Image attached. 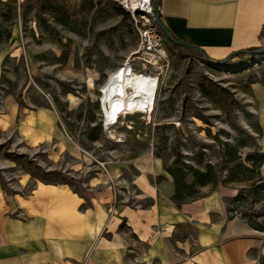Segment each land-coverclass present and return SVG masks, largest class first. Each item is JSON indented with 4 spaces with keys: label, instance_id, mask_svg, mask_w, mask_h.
<instances>
[{
    "label": "rangeland",
    "instance_id": "obj_1",
    "mask_svg": "<svg viewBox=\"0 0 264 264\" xmlns=\"http://www.w3.org/2000/svg\"><path fill=\"white\" fill-rule=\"evenodd\" d=\"M139 29L112 0H0L1 204L13 205L15 196L20 206L19 196L36 195L46 184L52 188L49 196L74 197L78 204L69 206L76 214L94 203L96 212L89 214L103 221L97 238L110 240L106 233L120 207L146 210L152 202L140 198L144 192L161 199L172 187L174 194L169 172H176L186 185L185 204L221 200L229 224L248 226L252 220L264 228V163L253 171L242 168L251 169V160L264 153V45L219 71L203 55L163 37L162 59L152 53L163 71L146 72L157 78L154 107L146 118L121 117L117 142L103 128L100 87L139 50ZM142 53L131 57L133 71H142L147 61ZM87 69L97 73L93 88L86 83ZM197 172L215 176L216 183L196 179ZM125 229L123 223L117 226L113 246L122 245ZM258 233L236 237L254 244L239 264H260L264 232ZM195 235L193 226L180 224L168 242ZM105 245L98 242V250Z\"/></svg>",
    "mask_w": 264,
    "mask_h": 264
},
{
    "label": "crops",
    "instance_id": "obj_2",
    "mask_svg": "<svg viewBox=\"0 0 264 264\" xmlns=\"http://www.w3.org/2000/svg\"><path fill=\"white\" fill-rule=\"evenodd\" d=\"M157 1L160 21L170 35L202 49L214 61L264 45V0ZM44 187L38 188L36 195L19 196L23 201L20 206L15 196L13 205H2L0 200V207L4 206L0 212V264H108L113 260L119 264L130 260L137 264H239L243 251L254 248V244L236 237L244 233L259 235L244 224L228 227L221 200L211 203V197H206L200 203L176 207L170 200L173 191L169 187L161 199L146 192L140 196L151 199L149 209L133 211L121 206L116 213L119 218L115 217V222L112 219V229L106 233L110 240L97 238L103 221L89 214L96 212L94 203L84 214H76L74 197L49 196L52 188ZM36 201L42 204L38 206ZM56 203L62 206L53 208ZM72 203L74 207L69 206ZM50 208L56 221H50ZM15 211L20 217L13 216ZM121 223L126 229L119 236L122 245L115 247V231ZM180 224L193 226L196 235L171 245L168 241ZM54 225L60 230L52 231L50 226ZM98 242L106 243L105 247L98 250Z\"/></svg>",
    "mask_w": 264,
    "mask_h": 264
},
{
    "label": "bare ground",
    "instance_id": "obj_3",
    "mask_svg": "<svg viewBox=\"0 0 264 264\" xmlns=\"http://www.w3.org/2000/svg\"><path fill=\"white\" fill-rule=\"evenodd\" d=\"M140 51H144L141 45L137 52L131 53L118 67L107 74V78L100 87L99 100L101 101L103 112V128L106 134L117 142L120 140L118 139L120 136L116 135L114 131L120 125L121 117L144 116L146 118L149 117L150 111L154 107L157 78L156 74H148L146 72L149 70L163 71V68L155 55L150 52H144L141 55H146L147 61L141 65L142 71H133L130 65L131 57L139 54ZM157 52L162 59L165 54L163 49H159ZM215 65L211 64V68H216L219 71H228L227 66L218 65L220 67H215ZM85 78L87 86L93 88L97 73L87 69ZM232 225L228 224V227ZM93 264H96V262L93 261Z\"/></svg>",
    "mask_w": 264,
    "mask_h": 264
},
{
    "label": "built area",
    "instance_id": "obj_4",
    "mask_svg": "<svg viewBox=\"0 0 264 264\" xmlns=\"http://www.w3.org/2000/svg\"><path fill=\"white\" fill-rule=\"evenodd\" d=\"M112 2L139 24L140 45L144 52L156 53L161 49L164 35L154 20L155 13L160 15V5L157 0H112Z\"/></svg>",
    "mask_w": 264,
    "mask_h": 264
},
{
    "label": "trees",
    "instance_id": "obj_5",
    "mask_svg": "<svg viewBox=\"0 0 264 264\" xmlns=\"http://www.w3.org/2000/svg\"><path fill=\"white\" fill-rule=\"evenodd\" d=\"M257 47H252L250 49H248V51H246L248 54L253 51V50H257ZM212 60V59H211ZM214 61V60H213ZM227 67L229 68L230 66L227 65ZM225 159L229 158L231 156V154L229 153V150L226 149V153H225ZM264 163V153H260L259 155H257V160H251L250 166L251 169H248L246 167H242L244 171H250V170H256L258 169L261 164ZM241 166V165H238ZM208 171H211V167L208 166L207 167ZM229 173L231 177L236 175V169L234 168H230L229 169ZM169 174L171 175V177L174 180V194L172 196L173 201L177 204V205H181V204H185L186 202L182 201L183 198V192H182V188L186 187V185L182 182V177H180L178 175V173H174V172H169ZM183 174V173H180ZM196 179H209L212 183H216V177L215 176H206L200 172H197L196 174ZM226 183V182H223ZM224 186V185H223ZM240 191L237 193V195L235 196V198L233 199V201H237L238 197H239ZM230 213V211H229ZM231 218H229L228 220H230ZM247 225L252 228L253 230L259 231V232H264V228L260 227V225H258L257 223L253 222L252 220H248ZM260 264H264V257L261 258L260 260Z\"/></svg>",
    "mask_w": 264,
    "mask_h": 264
},
{
    "label": "water",
    "instance_id": "obj_6",
    "mask_svg": "<svg viewBox=\"0 0 264 264\" xmlns=\"http://www.w3.org/2000/svg\"><path fill=\"white\" fill-rule=\"evenodd\" d=\"M154 20H155L156 25H157V26L160 28V30L162 31L164 37H165L170 43H172V44H174V45H178V46L188 47V48H190V49L196 51L197 53H199V54H201V55L204 56V60L206 61L207 64H210V65L212 64L213 66H214V64H216L217 66L215 65V67H220V66H218V65H224V66H226V65H227V61L231 60L232 58L237 57V56H240V55L248 54L246 51H238V52L233 53L230 57H227V58H225V59L222 60V61H213V60H211L208 56L205 55V53H204V51H203L202 49H199V48H196V47H192V46H190V45H188V44H186V43H184V42H181V41L175 39L174 37H172V36L170 35V33L168 32V30H167V29L163 26V24L161 23L160 18H159V14H158V13H155V14H154ZM261 50H262V49L253 50V51H251L249 54L258 53V52H260Z\"/></svg>",
    "mask_w": 264,
    "mask_h": 264
}]
</instances>
